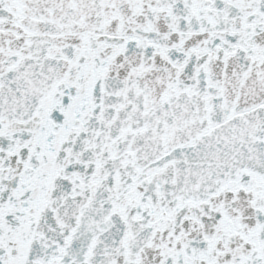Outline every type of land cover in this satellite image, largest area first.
I'll return each instance as SVG.
<instances>
[{"label": "snow or ice", "instance_id": "obj_1", "mask_svg": "<svg viewBox=\"0 0 264 264\" xmlns=\"http://www.w3.org/2000/svg\"><path fill=\"white\" fill-rule=\"evenodd\" d=\"M0 264H264V0H0Z\"/></svg>", "mask_w": 264, "mask_h": 264}]
</instances>
